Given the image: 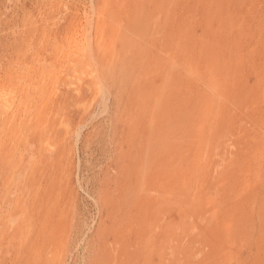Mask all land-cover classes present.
<instances>
[{
	"label": "rangeland",
	"instance_id": "obj_1",
	"mask_svg": "<svg viewBox=\"0 0 264 264\" xmlns=\"http://www.w3.org/2000/svg\"><path fill=\"white\" fill-rule=\"evenodd\" d=\"M185 1L0 0V92L30 99L17 115L0 113V264H264V175L226 177L213 145L215 135H232L235 123L252 128L264 114V0H215L212 8L229 30L215 58L233 63L225 106L233 122L214 125L217 115L196 107L191 85L183 96L170 91L150 126L153 105L138 99L162 84L168 52L158 24L166 14L193 10V35L176 55L192 67L205 62L203 7ZM98 26L110 35L108 58L95 64L105 91L66 70L65 55ZM242 141L234 153L246 150ZM194 147L199 160L189 167ZM248 152L252 159L258 148Z\"/></svg>",
	"mask_w": 264,
	"mask_h": 264
},
{
	"label": "bare ground",
	"instance_id": "obj_2",
	"mask_svg": "<svg viewBox=\"0 0 264 264\" xmlns=\"http://www.w3.org/2000/svg\"><path fill=\"white\" fill-rule=\"evenodd\" d=\"M110 1H112V0H108V4H109ZM216 1L215 0H200V2H198V3H197L196 0H195V3H194L193 0H186L185 1V5H187V4L189 5L190 3H193V4H196L197 3L196 5H199L200 7H203V17H202L201 22L204 24V26H205L204 28L205 29H204V39H203V42H202V46L200 48L201 49V54L203 56V61H205L203 63V65L202 64H198V63L196 65V63H193V67H192L187 62H182L180 60L181 58L179 59L177 57V55H176V54H178L179 51H181V49L183 47V42L186 41L187 39L189 40V37L193 35L192 27H193V24H195L196 20L194 18V14L192 12L193 10L190 9V7H187V8L185 7V10L184 11L182 10L180 13L175 14V15L174 14H170V13L166 14V16L164 17V21L162 23H159L158 24L159 30L163 33L162 36H163V39H164V45H165V47H167L168 56L166 58L168 59V61H167L168 64L166 63L167 65L165 67V72L162 75L163 77L161 78V81H162L161 87H159L156 90V92L150 94V96H144L145 98L142 99V100H144L143 103H141L142 100L138 99L139 106L141 107V104H142V108H144V109H147L150 105L151 106L153 105V109L152 110H149V111H151V115L154 118L153 121H152V123H150V126H155L157 124V122H158V118H161L162 117L163 111L164 112L166 111V109L168 107V104H169L168 103V100H169V96H170L169 95L170 94V91H174L175 94L180 95V96H183L184 93H186L190 89L189 87H191V85H197V87H198V89L191 91V97H190V98H192L191 100L195 102L196 107L198 106L197 108L199 109V106L200 107L201 106L202 107L207 106L208 109L211 108L215 112V114L217 115L218 118H217V121L214 123V125H216L217 127H220L223 124L226 125V123L233 122L232 119H230V117L228 116L229 115L228 114V110L225 109V106H226V104H227V102H228V100L230 98L229 95L231 94L230 91L228 90V79H230L232 77V71H231V69L233 68V63L229 59L230 61L227 60V62H224L225 64L223 65V67H221L220 65L218 66V63H217L216 58H215L216 48H218L222 44H224L223 43L224 40H226V38L229 37L228 32H227L229 30H226V28H225L226 27V21H221L222 23H219V22H217V19L215 18V16L217 15V9H212V8L214 7V4H215ZM220 5L221 4L219 3V6ZM101 9H102V7H100V6L97 9L99 11L100 15L102 13L105 15V12H102ZM219 10H220V8H219ZM104 15L99 16V21L102 20L101 19L102 17L104 18ZM111 16H112V14H111ZM233 18L235 19V17H233ZM103 21H104V19H103ZM87 26H89V25H87ZM74 27H75V25H74ZM96 31L97 32H96V37L95 38H92L91 35L88 36V35L83 34L76 41L75 45H73V50H70L69 54L65 55V56H67V62L69 63V65L66 67V70H69V73L67 75L76 78L75 80L81 79L82 76L84 78V75H86L85 77L91 78V80H92V82L94 84V87L97 88L99 91H101V90H104V85H105L104 81L105 80H104L103 74H101L97 70L95 64H96V61L100 60L102 57H107L108 58V52H106V50H105L106 49L105 48L106 47L105 46V42H106L107 36H110V35L108 34V32H106L104 30V28L102 26H98L97 29H96ZM91 33H92V31H91ZM113 35L111 36V38L113 37ZM118 37H119V35L117 36V38H115V40L111 44L109 43L110 45L108 47H111L110 48L111 51H114V49L118 46L117 45ZM243 38H244L243 35L242 36L241 35L239 36L238 44H240L242 42ZM117 49H118V47H117ZM149 51L150 50H148V53H149ZM40 58H41V56H40ZM150 58H151V56H150ZM131 69H132V67H131ZM263 71L264 70H260V72H258V75H259L258 77H259V79L261 81V85L264 87V72ZM131 72H132V70H131ZM67 75H66L65 82L69 83L70 80H71V78L68 77ZM62 77L65 79L64 76H62ZM59 78H60V76H59ZM127 79H128V77H127ZM130 80H131V78H130ZM244 82H245V80H244ZM126 83H127V81H126ZM78 84L79 83H77V85ZM223 85L226 88H223ZM240 85H242V84H240ZM127 86L130 87V84L127 85ZM125 87L126 86H124V90H125ZM248 88H249V86H248ZM126 89H128V88H126ZM223 89H225L226 91H224ZM240 89H242V87ZM3 90H4V88H3ZM124 93H125V91H124ZM237 93H238V91H237ZM23 98H24L23 95L22 96H19V95H17L16 92H12L11 91L10 94L7 93L6 91L0 92V113H1V115L4 118H8L9 116L17 115L20 112V110H22L24 107L27 108L28 106H27V102L26 101H30V99L29 100H25ZM178 99L179 100H182L181 97H179ZM179 100H178V103L180 102ZM121 101H122V99H121ZM47 104H49V102ZM45 106H47V105H45ZM233 106H234V103H233ZM40 107H41V105H40ZM234 107H236V106H234ZM100 109H103V108L100 107ZM119 110H120V108H119ZM146 112H148V110ZM109 113H110V111H109ZM167 115H168V113H167ZM159 116H161V117H159ZM159 120H161V119H159ZM257 120L258 121L256 122V125H254V127L250 128V126L248 125L249 126V129H247L246 127L242 126L241 124L235 123L234 124L235 125V127H234V131L235 132L232 133V135L236 136L234 138L231 137L232 135H226V137H222V136L219 137L218 134H217V135L214 136V138H213V145H214L215 148H217V151H216L215 155L218 157L216 159V161H215V167L217 169H219V170H222L223 173H224V175L226 177H232L233 175H237L238 176V174H241V177H243V179L244 178L246 179V177H248V176H249V179H250L252 177V174H254V173H259L260 174V177H262L264 175V114H262V116H259L257 118ZM181 129H184V128L182 127ZM181 129H180V131H181ZM198 134H199V136H198V139H197L196 142H198L199 140H202L204 138V136H203V134H204L203 133V130H200V132ZM241 140H243L241 143H244V144L247 143L248 144L247 147H246V150H242V151H238V152L234 153L232 151V147L235 146V145H237L238 142L241 141ZM168 141H169V138H168ZM248 142H252V144L250 145ZM207 145H208V143H205V146H207ZM32 147H33V145H32ZM163 147H164V145H163ZM251 148H258V152H256V154H254L252 156V159L247 157L248 154H249V152L247 153V151H249ZM209 150L210 149L208 147H206L204 149V151H203L204 154L202 155V160L205 163L208 161V154H206V153H208ZM32 154H33V152H32ZM197 154H198V149H197V147H194L192 149V152L188 156V165H189V167L193 164V162H195L196 160L197 161L199 160V156L197 157ZM254 156H256V157L254 158ZM202 182H205V181L203 180ZM240 183H241V181L239 182V184ZM221 186H222V184H221ZM250 187H251V184L249 185V188ZM258 193H257V196H258ZM221 195H223V194H221ZM252 195L254 196V194H252ZM243 197H245V196H243ZM232 200H234V199H232ZM254 200H255V198H254ZM254 200H253V202H254ZM217 202H219V200ZM230 202H231V200H230ZM255 203H256V201H255ZM242 206H244V205H242ZM177 207H179V205ZM225 209H226V207H224L223 210H225ZM234 209H236L238 211L237 208H234ZM249 209H250V206H249ZM231 211H232V209H231ZM228 212H229V210H228ZM244 213H245V211L243 212V214ZM237 215H238V213H237ZM224 217H226V215ZM250 217H248V218H250ZM239 218H240V216H239ZM214 222H216V220ZM237 225H238V222H237ZM243 225H246V224H243ZM212 227H213V225H212ZM245 230H246V227H245ZM235 242H236V240H235ZM232 245L233 244H231V246H229V247H232ZM198 255H200V253ZM225 255H227V254H225ZM237 256H238V254H237ZM237 256L235 258H237ZM193 257H195V256L193 255ZM204 257H206V256H204ZM208 257L210 258L211 256H208ZM196 258H197V255H196ZM57 259L58 258H56V261H57ZM211 259H212V257H211ZM213 259H214V257H213ZM54 261H55V259H54ZM54 261L51 262V263L53 264Z\"/></svg>",
	"mask_w": 264,
	"mask_h": 264
}]
</instances>
